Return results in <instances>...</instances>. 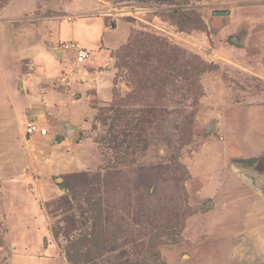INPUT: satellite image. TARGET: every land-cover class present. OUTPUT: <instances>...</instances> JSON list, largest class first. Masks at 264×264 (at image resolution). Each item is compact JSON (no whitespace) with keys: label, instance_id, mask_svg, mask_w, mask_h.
Returning a JSON list of instances; mask_svg holds the SVG:
<instances>
[{"label":"rangeland","instance_id":"rangeland-1","mask_svg":"<svg viewBox=\"0 0 264 264\" xmlns=\"http://www.w3.org/2000/svg\"><path fill=\"white\" fill-rule=\"evenodd\" d=\"M0 22L9 63L53 56V120L85 126L55 177L27 119L0 128V264H264V193L232 171L264 177V0H0Z\"/></svg>","mask_w":264,"mask_h":264},{"label":"crops","instance_id":"crops-1","mask_svg":"<svg viewBox=\"0 0 264 264\" xmlns=\"http://www.w3.org/2000/svg\"><path fill=\"white\" fill-rule=\"evenodd\" d=\"M3 23L4 22H0V28H2V30H4ZM63 28L66 31V24H63ZM76 30L83 36L85 34L87 35V32H84L83 30L81 31V30H78L77 28ZM65 31L62 30V33H64ZM40 47L41 46L33 48L34 52L37 53V56L35 57H26V56L20 57V55L22 54L19 53L20 52L19 51L18 53L20 55L17 53L16 57L22 60L20 62H16L15 64L9 63L10 61L9 58H11L12 56L7 57V56H10L8 54V51L6 49L5 50L0 49L1 50L0 51V80L3 83L2 86L4 87L5 93L7 94V96L12 97L10 85H13V88H15L14 92L16 93V95H18V97H23L27 102L26 104H19V105L13 104V105H9L2 109L0 108V111H1L0 112V128L9 129L7 125L10 121L17 123L18 121H20L21 118L28 120L27 125L29 123H35L37 125H41L44 128H47L48 135L41 136L37 134L32 137H29L30 139L29 141H27V144L31 147L32 150H35L36 154H39L40 158L42 159L45 158L44 163L46 166V170H45L46 173L50 174V176L55 177L58 175H63L64 174L63 172H65V168L59 164L57 158H59L60 155L61 156L66 155V152L67 153H73L76 151L80 152V147L76 146L74 143L76 141H73L71 138L67 136L66 133L68 129H73V128L77 129L80 132V139L77 142H81L83 140L82 133L85 129L84 128L85 126L82 125V127H79V126L71 124L70 121L65 122L62 120H57L56 122L55 119L53 120V116L55 115V113H52L53 112L52 107L61 100L59 101L56 100L55 99L56 95L50 94L52 93L51 90H56V87L52 83V79H54V76L52 78V74L49 69L47 70L45 69L44 73L39 77L34 76V73L38 76V74L36 73V68L38 65H40L39 66L40 68H43L42 66H44V64H49L53 60L51 59L53 58V56L50 55L49 52H47L48 53L47 54L45 50L43 49V47L41 48ZM16 49L19 50L18 48ZM16 49H14L13 47V50H16ZM54 54L56 55V57L63 56V53L58 52L56 49L54 51ZM29 60L33 62L30 67V70L28 69V67L27 68L25 67L26 65L25 62ZM17 64H19V66H17ZM12 65H14L15 66L14 68L16 69L14 72L17 71L19 74L18 79L15 80L16 83L15 81H13L11 73H10V69ZM8 68H9L8 76L4 77L2 73H5V69L7 72ZM21 73L23 74L27 73V74L23 78L20 76ZM63 78H66V76H61L60 78H58L56 83L60 82L61 85H63L64 87L68 89H71L74 87L72 82H69L70 85L66 84V82H63L62 80ZM78 89L79 88H77V90ZM79 95L80 94L75 93L73 97L71 96V98H73L72 99L73 104L77 105L78 99L81 98V96L77 97ZM56 98H60V97H56ZM89 109H90V106H89ZM51 121H54V124H55L54 126L51 125L53 126V128L48 127V125L51 124ZM88 125L90 126V123L87 124V126ZM85 135L87 136V137L85 136L86 142L89 144V146L93 148V141L92 139L88 138V136L90 135V132L87 131V134ZM80 154H82V152L79 153V155ZM67 168L70 169V164H67ZM263 185H264V182L262 184V188H263Z\"/></svg>","mask_w":264,"mask_h":264},{"label":"water","instance_id":"water-1","mask_svg":"<svg viewBox=\"0 0 264 264\" xmlns=\"http://www.w3.org/2000/svg\"><path fill=\"white\" fill-rule=\"evenodd\" d=\"M215 16H228L230 15L229 11H215L213 13ZM233 43L236 45H243L244 43L238 42V38L234 37L232 38ZM67 136L71 138L73 141H78L80 139V132L77 129H68L67 131ZM232 171L239 175L246 183L248 186H250L252 189L255 191L263 193L264 190L262 188V177L257 176L253 172L245 171L242 168L236 166L235 164L232 165Z\"/></svg>","mask_w":264,"mask_h":264},{"label":"built area","instance_id":"built-area-1","mask_svg":"<svg viewBox=\"0 0 264 264\" xmlns=\"http://www.w3.org/2000/svg\"><path fill=\"white\" fill-rule=\"evenodd\" d=\"M63 43V42H62ZM65 50H73L76 53V63L77 64H83L85 62H87V60L90 59V53L87 50L84 49H79L77 43H69V44H62ZM63 82H67L66 78L62 79ZM68 85H70V83H68ZM26 136L28 137H32L34 135H41V136H46L48 135V129L44 128L42 126H39L35 123H29L27 125V129L25 132Z\"/></svg>","mask_w":264,"mask_h":264},{"label":"flooded vegetation","instance_id":"flooded-vegetation-1","mask_svg":"<svg viewBox=\"0 0 264 264\" xmlns=\"http://www.w3.org/2000/svg\"><path fill=\"white\" fill-rule=\"evenodd\" d=\"M240 168H242V167H240ZM242 169L245 170V171L251 172L250 170H248L246 168H242ZM252 172L255 173L257 176L262 177V183L264 182V177L262 176V174L256 172L255 170H253Z\"/></svg>","mask_w":264,"mask_h":264},{"label":"trees","instance_id":"trees-1","mask_svg":"<svg viewBox=\"0 0 264 264\" xmlns=\"http://www.w3.org/2000/svg\"><path fill=\"white\" fill-rule=\"evenodd\" d=\"M91 59V58H90ZM84 64H86V62L85 63H83L82 65H84ZM175 70V69H174ZM177 70V69H176ZM82 137V136H81Z\"/></svg>","mask_w":264,"mask_h":264}]
</instances>
